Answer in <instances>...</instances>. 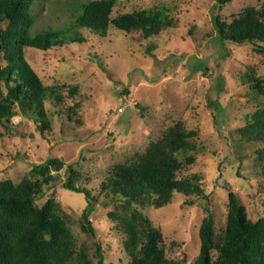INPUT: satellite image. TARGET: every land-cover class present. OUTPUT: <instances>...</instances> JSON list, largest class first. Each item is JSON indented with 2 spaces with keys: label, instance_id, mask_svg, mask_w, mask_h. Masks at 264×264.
<instances>
[{
  "label": "rangeland",
  "instance_id": "rangeland-1",
  "mask_svg": "<svg viewBox=\"0 0 264 264\" xmlns=\"http://www.w3.org/2000/svg\"><path fill=\"white\" fill-rule=\"evenodd\" d=\"M89 0H80L85 2ZM112 16L141 9L166 7L173 24L143 37L140 31L80 29L83 42L66 43L47 51L24 47V58L45 85L55 88L60 101L46 99L44 108L50 129L41 134L36 123L24 116L19 105L6 131L0 124V180L14 183L30 175L32 164L48 157L75 163L83 173L81 186L98 196L89 219L96 237L80 227L86 206L83 193L63 187L66 169L52 172L43 183L36 203L53 193L68 213L76 248L84 245L93 261L99 242L105 264H127L124 234L108 216L118 211L115 203L104 205L101 182L111 167L143 152L150 142L181 121L197 149L194 161L178 171L196 173L208 199H194L174 192L161 207L139 209L161 232L164 255L190 264L199 252L198 228L207 205L214 219V233L224 226L227 192H236L252 221L264 218V153L260 142L244 143L238 129L257 108L264 107L242 82L241 74L252 71L264 84V55L244 42L216 37L213 16L225 25L249 10L264 21V0H114ZM74 0H32L31 33L61 27L72 18ZM2 63H4L2 61ZM206 68H202V66ZM221 84V85H220ZM219 85L221 89L219 90ZM75 87L74 94L71 89ZM5 94L1 84L0 96ZM217 102L218 107L213 104ZM215 255V253H213Z\"/></svg>",
  "mask_w": 264,
  "mask_h": 264
},
{
  "label": "trees",
  "instance_id": "trees-1",
  "mask_svg": "<svg viewBox=\"0 0 264 264\" xmlns=\"http://www.w3.org/2000/svg\"><path fill=\"white\" fill-rule=\"evenodd\" d=\"M229 1L216 0L220 6ZM114 2L89 0L76 3L71 10L72 18L61 27H47L31 33L34 24L29 11L32 0H0V93L1 84L5 88V94L0 96V124L6 131L16 114L13 107L17 103L22 114L32 119L38 131L45 135L50 122L44 102L49 98L58 102L61 99L55 88L45 85L27 63L24 47L47 51L66 43V34L72 42L80 43L84 41L80 29L85 27L107 29L113 26L127 33L137 30L146 38L173 24L166 7L141 9L113 17ZM248 9L245 14L234 17L229 25L213 16L216 37L222 44L247 42L254 51L264 55V21ZM240 76L251 89L252 98L259 101L264 94L262 79L252 71ZM75 90L73 87L70 93L74 94ZM213 104L218 107L217 102ZM237 132L244 143L260 142V152L264 153V107L251 113ZM191 134L181 121L175 123L150 142L143 152L115 163L101 182L104 205L115 203L119 208L108 212V216L116 221V228L124 234L123 247L129 256L127 264H185L181 259L165 257L161 232L139 205L164 206L171 201L174 192L183 194L186 204H193L194 199H208L199 174L178 175V171L195 158L192 152L197 147ZM63 168L67 171L63 187L83 193L86 199L80 227L83 232L96 237L89 215L98 203V196L80 185L84 177L75 163L65 164L59 157H48L32 164L30 175L23 176L17 183L9 178L0 180V264H105L99 242L95 246L96 261L84 245L76 248L68 213L53 193L41 205L36 203L43 183L53 171ZM227 198L225 223L218 234L214 233L209 206L204 207L206 214L198 228L199 252L190 264H264V218L256 221L246 218L235 191L228 189Z\"/></svg>",
  "mask_w": 264,
  "mask_h": 264
}]
</instances>
